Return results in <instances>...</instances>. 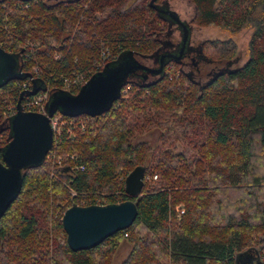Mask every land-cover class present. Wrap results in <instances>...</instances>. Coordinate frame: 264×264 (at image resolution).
<instances>
[{"label":"trees","instance_id":"obj_1","mask_svg":"<svg viewBox=\"0 0 264 264\" xmlns=\"http://www.w3.org/2000/svg\"><path fill=\"white\" fill-rule=\"evenodd\" d=\"M191 1L192 27H252L245 63L234 67L239 52L233 39L204 40L201 77L189 75L184 58L169 59L163 75H130L123 90L130 89L104 114L66 116L82 122L74 128L78 135L68 139L65 128L55 144L62 167L46 157L23 170L22 190L0 219V264H114L124 239L132 248L120 264L262 262L264 0ZM150 2L0 0V46L17 55L32 77L33 67L41 68L35 85H49V98L61 90L63 78L81 73L87 81L102 69L101 41L110 47L103 65L132 53L157 67L161 53L178 48L182 36H168L169 17L155 8L171 0ZM29 42L40 46L31 53ZM51 50L63 57L53 60ZM207 71L223 73L211 82ZM24 80L0 87V160L11 140L15 106L34 87L31 80L28 90L19 88ZM154 130L161 131L156 146L140 140ZM180 142L183 148L176 151ZM137 166L145 167V181L135 197L126 193L125 178ZM126 200L138 202L131 226L91 249L69 247L58 213L75 204Z\"/></svg>","mask_w":264,"mask_h":264},{"label":"water","instance_id":"obj_2","mask_svg":"<svg viewBox=\"0 0 264 264\" xmlns=\"http://www.w3.org/2000/svg\"><path fill=\"white\" fill-rule=\"evenodd\" d=\"M154 1L150 4L154 6ZM156 10L173 20L182 28V42L178 53L166 52L159 57L158 67H148L132 53L123 54L118 61L107 63L95 72L76 94L66 90L55 92L46 104L47 114L25 112L21 107L24 94L35 95L40 90L34 82L32 90L23 92L17 103V112L11 117V140L3 149L0 160V219L19 196L23 182V170L41 164L54 144L50 118L59 112L64 116H99L108 111L121 97L127 78L138 70L153 75H163L165 62L180 60L188 43L189 29L179 14L169 5L155 7ZM223 72L212 78L213 82ZM24 72L14 53L0 46V87L13 80L30 78ZM42 89H45L43 87ZM145 181V167H135L125 178V190L130 196H139ZM138 215V202L126 200L118 203L72 205L67 208L61 222L67 234V243L73 251L87 250L100 245L105 239L125 230L133 224ZM253 264H264L257 261Z\"/></svg>","mask_w":264,"mask_h":264},{"label":"rangeland","instance_id":"obj_3","mask_svg":"<svg viewBox=\"0 0 264 264\" xmlns=\"http://www.w3.org/2000/svg\"><path fill=\"white\" fill-rule=\"evenodd\" d=\"M170 6L173 8V10H175L179 14V16L186 23L191 22V20L193 19L194 14H195V5L192 3L191 0H171ZM26 7H28V6H25V8ZM167 20H168V22L170 24V33H172V30L180 29V27H177L176 25H174V23L171 21V19L167 18ZM194 28H195V35L196 36H193V38L194 39L196 38L197 40L204 41V40H214V39H219V40L233 39L236 42V44H237L238 52H239L238 53L239 61L234 67L241 66V65H243L245 63V61H246V59L248 57L249 40H250V37H251L252 32H253L252 27L246 26V27H244V28H242L240 30H231V29H226V28L217 27V26L202 27V28L194 26ZM5 31H7L9 35L10 34L14 35L13 32L11 30H9V29H6ZM29 43H31V47H30L31 53L36 51V50H34V46H36V45H38V47L40 46L38 43H34V42H29ZM49 43H50V46H53V47H55L57 45V41L55 39H49ZM107 47H109V45H107L105 43H102V41H101V47H100L101 50H100V52L103 49L107 48ZM163 53H166V52H163ZM49 55H51L53 60H55V61L57 59H60V58L63 57V53L60 52V51H56V50L49 51ZM54 56H57V57H54ZM95 60H94V62H95ZM33 72L36 75L34 77H32V79H30V81L31 80L33 81V79L35 77H38L40 74H42L41 68L38 65H35L33 67ZM176 75H178V74H176ZM69 79H71V80L73 79V81L75 83H73L72 85H67V86H65L62 83V85L60 86V89H65V90H69V91H74L76 89L79 90L80 86L85 82L84 75L81 74V73H78L77 75H74L73 77H71ZM28 81H29V78H28ZM24 84H28L27 80L26 81L24 80L22 83H18V85H19L18 87L22 89V88H24ZM30 84H32V83L30 82ZM125 89H126V91L124 93H127V91L130 89V86H127ZM22 101L23 100H21V103H22ZM15 107H16V110H17V106H15ZM13 109L14 108H13L12 105L9 106V114H8V116L13 114ZM60 120L64 121L63 118H61ZM65 122H66V120H65ZM61 126H63V125H61ZM63 128H64L63 130L65 131L66 127H63ZM75 130H77V129H71L70 133H66L68 139L73 140L74 138H76V136L78 134L76 133L77 131H75ZM160 133H161L160 130H154L150 134H147V135L141 137L140 140L148 142L151 146H156ZM61 136H63V133L61 134ZM176 145H177L176 146V151H180L183 148V143L182 142L177 143ZM54 149H56V148H54ZM56 151H57V149H56ZM60 156L62 157V155H60ZM54 160H55V158L53 156H51V158L48 159V161L51 163V166H53L52 163H53ZM154 179H156L155 176H154ZM79 205H82V204H79ZM176 209L178 210V214L179 215L183 214V213L179 212L181 209L184 210V207L182 205L177 206ZM63 214L58 213L55 216V218H61L62 219ZM131 248H132V245L127 239L122 240V242L119 245L118 250H117V252H116V254L114 256V264H120L121 261H123L127 257L129 252L131 251ZM258 248H260V250H262V258H261V260H262V263H264V256H263L264 251H263V249H261L262 248L261 246H258Z\"/></svg>","mask_w":264,"mask_h":264},{"label":"built area","instance_id":"obj_4","mask_svg":"<svg viewBox=\"0 0 264 264\" xmlns=\"http://www.w3.org/2000/svg\"><path fill=\"white\" fill-rule=\"evenodd\" d=\"M108 53H109L108 48H105L102 50L101 59L98 62V66L102 67V69L106 65V64L105 65H103V64H104L105 60L109 57ZM54 57H57V56H54ZM30 79H32V77H30L29 81H27L28 84H24V89L28 90V86L30 84ZM62 83L65 86H67V85H72L75 82L73 81V79L71 80V79L65 77V78H63ZM50 88L51 87L48 85L45 87V89L39 90L37 92V94L28 96L21 103L22 110L25 112H38V113L47 114L46 104H47L49 96H50ZM62 90H65V89H62ZM66 91L71 92L69 90H66ZM125 91H126V89L123 90V92H125ZM15 112H17V110ZM61 118H63L64 121L60 120ZM65 120H66V122H65ZM63 123L64 124L66 123V124L64 125ZM80 123H82V122H75V121H72L70 119H67L66 116L62 115L59 112H56L50 118V125H51L52 131H53V136H54V144H53L52 148L50 149V151L48 152L46 157L48 159H50L51 156H53L55 158V160L52 163V165L54 167L59 168V167L63 166V160H62L61 156L57 155L56 149H54L55 144L58 143V141L60 140L61 134L63 133V129H64L63 127H66L68 129V132L70 133L71 132L70 130L76 128L77 125H79ZM61 125H63V126H61ZM82 128H83V126H82ZM71 158L75 160V157L73 155L71 156ZM82 168L83 167H81V169ZM156 177L157 176H155V178ZM179 212L184 213V210L181 209Z\"/></svg>","mask_w":264,"mask_h":264},{"label":"flooded vegetation","instance_id":"obj_5","mask_svg":"<svg viewBox=\"0 0 264 264\" xmlns=\"http://www.w3.org/2000/svg\"><path fill=\"white\" fill-rule=\"evenodd\" d=\"M50 1L54 3V2L59 1V0H50ZM169 8H171L173 10V8L170 5H169ZM169 19H171V18H169ZM171 21L173 22L172 19H171ZM173 23L177 27H180L179 24H177L175 22H173ZM186 24H187L188 29H189V38H188V43H187V45L185 47V50H184V53H183V56H182L181 59L184 58V60L186 61V65H187L186 69L190 71L189 72L190 76L194 75L195 77L196 76L197 77H201V74H198L201 71V66H202L201 61L203 59V56L200 54L201 51L199 50V45L201 43V40H197L196 38L195 39L193 38V36H196L195 35V28L191 26L190 22H188ZM180 35L182 36V28L181 27H180V29L172 30V33H170L168 36H180ZM180 47H181V43L179 44L178 48L171 49L170 52L178 53L179 50H180ZM165 52H167V51H165ZM159 64H160V62H159ZM153 68H155V67H153ZM207 75L210 78H213V75H215V74L214 73L211 74L210 71H207Z\"/></svg>","mask_w":264,"mask_h":264},{"label":"bare ground","instance_id":"obj_6","mask_svg":"<svg viewBox=\"0 0 264 264\" xmlns=\"http://www.w3.org/2000/svg\"><path fill=\"white\" fill-rule=\"evenodd\" d=\"M83 85V84H82Z\"/></svg>","mask_w":264,"mask_h":264}]
</instances>
